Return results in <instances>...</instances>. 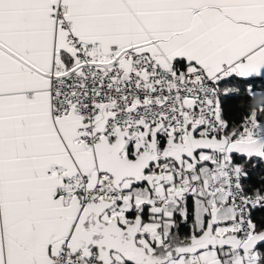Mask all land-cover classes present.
Returning <instances> with one entry per match:
<instances>
[{
    "label": "snow or ice",
    "instance_id": "snow-or-ice-1",
    "mask_svg": "<svg viewBox=\"0 0 264 264\" xmlns=\"http://www.w3.org/2000/svg\"><path fill=\"white\" fill-rule=\"evenodd\" d=\"M0 264H264V0H0Z\"/></svg>",
    "mask_w": 264,
    "mask_h": 264
}]
</instances>
